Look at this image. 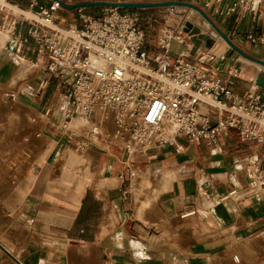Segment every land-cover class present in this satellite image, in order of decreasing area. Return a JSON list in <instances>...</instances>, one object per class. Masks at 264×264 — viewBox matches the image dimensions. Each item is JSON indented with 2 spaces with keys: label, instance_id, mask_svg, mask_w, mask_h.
<instances>
[{
  "label": "crops",
  "instance_id": "crops-1",
  "mask_svg": "<svg viewBox=\"0 0 264 264\" xmlns=\"http://www.w3.org/2000/svg\"><path fill=\"white\" fill-rule=\"evenodd\" d=\"M8 1L24 10L29 8V0ZM38 1L44 5L50 2ZM71 1L73 5L106 0ZM63 9L60 11L70 13ZM87 11L88 7H84V14L93 17ZM58 12L57 17L65 19ZM261 25L264 19L255 24L248 18L239 28V35ZM19 27L25 33L26 26ZM208 29L205 27L204 31ZM5 39V35L0 38V88L4 84L14 88L26 81L24 86L36 98L31 99L32 109L37 114L44 112L40 117H46L53 107L52 99L44 97L48 83L42 89L40 83L51 76L45 74V65L32 64L36 50L31 40L7 48ZM251 49L254 57L264 58V47L255 45ZM19 61L26 66L24 72ZM238 61L239 68L244 65L243 70L230 89L242 95L253 87V81L263 75L264 69L243 59ZM65 104L63 96L52 109L57 125L43 119L34 129L29 175L20 179L19 172L11 171L18 169L16 158L0 170V185L10 187L8 198L16 211L0 218L3 245L14 258H0V264H246L243 259H232L231 252L244 249L237 241L264 232V203L258 200L263 194L238 192L237 177L230 174L240 169L232 165L234 160L230 164L220 157L227 151H215L205 142L188 145L180 138L173 146H155L129 157L118 146L93 147L89 157L98 162L95 174L88 167L80 169L84 160L65 150L69 145L74 147L78 140H69L59 132ZM106 128L112 130L110 120ZM222 139L221 146L225 142L230 146L231 140ZM241 145L244 151L245 144ZM241 151H233L229 157L234 159L233 154ZM61 153L62 163L57 168L55 157ZM248 155L258 157L256 151L236 160L244 166ZM260 157L262 161L264 155ZM126 163L131 164L130 170H126ZM131 173L133 178L129 177ZM121 174L125 175L124 181L119 179ZM227 183L235 192L233 197L254 195L257 199L223 196ZM190 211L194 213L182 217ZM198 212L208 215L206 221L199 219ZM25 219H32L33 223L26 224ZM202 235L207 239L203 240ZM257 248L253 246L252 250L258 251Z\"/></svg>",
  "mask_w": 264,
  "mask_h": 264
},
{
  "label": "built area",
  "instance_id": "built-area-1",
  "mask_svg": "<svg viewBox=\"0 0 264 264\" xmlns=\"http://www.w3.org/2000/svg\"><path fill=\"white\" fill-rule=\"evenodd\" d=\"M162 1L197 6L221 19L228 36L239 37L248 18L255 24L264 19V0ZM63 5L72 1L50 0L44 5L29 0L24 10L0 0V32L7 35L9 46L31 40L36 50L32 64L45 65V73L64 88L61 129L69 140L78 139L75 151L114 145L129 157L155 146H173L179 138L188 145L205 142L220 151L219 140L231 131L241 143L264 147V89L253 84L256 88L242 95L230 89L240 75L238 56L228 49L222 54L209 51L206 40L196 46L197 39L183 34V26L178 30L165 26L157 38L160 52L150 57L137 13L105 7L100 17L93 18L78 8L79 22L67 23L57 17ZM167 7L171 15L175 6ZM242 35L245 42L264 47V25ZM47 83L44 78L41 89ZM6 96L15 98L12 93ZM74 120L82 126L73 127ZM109 120L111 131L106 129ZM125 165L131 169V164ZM244 168L264 189L260 159L248 155ZM119 179L124 181L125 175Z\"/></svg>",
  "mask_w": 264,
  "mask_h": 264
},
{
  "label": "rangeland",
  "instance_id": "rangeland-1",
  "mask_svg": "<svg viewBox=\"0 0 264 264\" xmlns=\"http://www.w3.org/2000/svg\"><path fill=\"white\" fill-rule=\"evenodd\" d=\"M123 1L125 2L127 1L130 3L165 2L162 0H119L118 2H123ZM110 2H116V0H110ZM102 8H105V7H102ZM108 8H116V7H108ZM117 9L119 12H134L139 15L141 19L142 28L146 32L145 46L147 48V51L150 57L160 52V50L157 47V38H158L159 31L163 29L165 26H169L173 30H178L180 29V26H183L182 33L189 37H191V35H193V33L196 32V36L193 37V40L197 39L195 40L196 46L201 45L202 41L206 40L207 42L208 40L207 45L209 46V49H211L217 43L216 40L204 34L201 29L196 28L195 26L193 27L194 23L200 22V21L198 17L196 16V14L187 7L175 6V8H173L172 10L171 15L169 14V8L167 6L166 7L142 8V9H124V8L123 9L117 8ZM99 10H100V7H88V11L86 13H88L89 15L93 17H97V16L100 17L102 15V12ZM75 11L76 9L70 10V13L59 11L58 15L67 19L68 21V22L66 21L67 23L69 22L78 23L79 22L78 19L75 18ZM203 12L209 17V19L214 23V25L232 42V44H234V46L239 48L244 54L251 56L255 59L264 61V58L263 59L256 58L251 53L252 51L251 48L255 45L245 42L244 38L241 35L239 36V38H237L236 36H231V35L228 36L227 30L224 27L225 23L223 24L221 19L214 17L213 15H211L210 13H207L206 11H203ZM188 24L190 25V28L187 27ZM197 26L200 27L198 23H197ZM2 35H5L6 37V34L3 33ZM219 39L220 41H218L219 43L216 44L217 46L223 40L221 37ZM9 45L10 44H7V48H9ZM217 46L214 48V51L216 53L221 51V48ZM228 51H229V54H235L238 57L240 56L230 47L228 48ZM244 62H247V61L245 60ZM19 63L21 67L20 69L22 70V72H24V67H26L25 64L22 63L21 61H19ZM243 66L244 65L242 64L239 69L240 73L243 70ZM250 66H251L250 68H252L251 64ZM45 74L47 75V73ZM28 77L29 76H27L25 79H27ZM48 81H49L48 89L44 97L48 96L50 99H52L51 105L53 107H50L51 111L49 112V115H47L46 117H42V118L40 117V115L44 114V112H41V114H37V112L34 109H32L30 105L32 104L31 99H36V98L31 96L29 94L30 92L24 86L26 81L25 82L23 81L24 83L19 82L17 86H15L14 88H8L6 84H4L0 88V157L4 158L3 160H0V170H2L4 167L9 166L10 165L9 163H11L14 158H16V161H18V164L16 165L18 169H15L14 171V168H12L11 171L15 172L16 174L17 172H19L20 179L24 178L25 175L26 176L29 175L28 168L31 166L32 159H33V151H34L31 145L32 137H33L32 135H33V132L35 131L34 129L39 128L37 126L40 124L39 122L41 121L43 122V119L50 120V121L52 120V122H54L52 119V114H53L52 109L55 107L54 105L58 104L59 99L65 96L64 88L59 84L55 76H51L50 78L48 77ZM50 81H52L53 84H50ZM253 84H255V81L253 82ZM248 85L249 87L251 86V84H248ZM57 86L59 87V89H56ZM262 92L264 93V91ZM10 93L15 95V98H13V100L9 98L8 96H6V94H10ZM14 115H15V118H13ZM54 124L56 123L54 122ZM59 132L63 133L61 126H59ZM225 138L228 141L231 140L230 146H228L226 142L224 141ZM72 139H76V138H72ZM224 139H222V142H225L223 146H221L220 141L218 143L220 145L222 153L227 151V154H220V157L229 160L230 164H232L234 160L235 163L232 165H234V167L237 166L238 169H240L239 171H236L235 173L230 174L231 176L237 177L238 183L240 184L239 186L240 189L238 192L248 190L247 191L248 193H255L258 195L263 194V196L258 198V200L264 203V189L262 187L259 188L258 186H256L254 188L255 191L253 190L252 192L251 187H249V185L247 184V179L244 178L247 171L245 170L243 164H240L241 162L239 160H236L237 157L243 158L245 154L249 152L256 153L257 151V156L261 161L260 156L264 155V147L256 145L253 142L241 143V144H245L244 145L245 150L241 151L243 150L242 149L243 145H241L240 143L238 144V142L240 141L235 131L233 132L231 131L227 137H224ZM203 143L204 142H200L199 145ZM229 147H232V149H229ZM249 147L250 149H248ZM236 148H240V149H236ZM65 150L66 152L68 151H70L71 153L73 152L75 156H77L78 158L80 157L81 160H84V163L82 164V166H80V169L84 167H88L89 170L93 171V173L95 172L96 174L98 162L95 160H92L89 157V151L93 150V147H91L88 150L75 152V146L73 147L69 145V147L66 148ZM233 151L235 152L241 151V152L238 154H233V156H235V158L233 159L232 157H229V154ZM61 155L62 153L58 154L55 157L56 162L54 163L57 168H59V165L62 163ZM87 159H90L91 162H89ZM261 164L264 166V157H263V160L261 161ZM240 167H242L243 169H241ZM134 175H135L134 178L137 179L138 181L139 176L135 171H134ZM0 182H3V181L0 180ZM229 185L230 184L228 183L227 185H225L226 189H224L222 193L223 196H229L228 194L233 189ZM9 193H10V187L8 188V186H4L3 184H1L0 185V218H3V219L7 215H10L12 211L13 212L15 211V209L12 210V207H11V204L8 198ZM245 197L254 198V195H251V196L247 195V196H242V197L230 196L229 198L239 200ZM21 198H22V193H21L20 199ZM254 199H257V198H254ZM198 214H199L198 216L200 220H203V218L208 216L201 212H198ZM205 221H206V218H205ZM193 223L195 224V221H192V224ZM1 231L2 230H0V258H2L3 260L14 259L12 257V252L9 251L7 248H5V246L3 245L4 244L3 236H2L3 232L1 233ZM260 233L261 234H258V237L254 236L252 238H246L244 240L237 241L239 243L238 244L239 246H243L244 249L246 248L247 249L246 250L242 249L243 250L242 251L237 248V250L232 251L231 252L232 259L234 260L243 259L246 264H252V263L253 264H264V232L262 231ZM201 238L203 240L207 239L206 236L204 235H202ZM253 246H257L258 251L252 250Z\"/></svg>",
  "mask_w": 264,
  "mask_h": 264
},
{
  "label": "water",
  "instance_id": "water-1",
  "mask_svg": "<svg viewBox=\"0 0 264 264\" xmlns=\"http://www.w3.org/2000/svg\"><path fill=\"white\" fill-rule=\"evenodd\" d=\"M166 6H182L187 7L191 10L196 11L200 16H202L219 34V36L227 43V45L234 50L238 55L252 61L255 63H258L262 67H264V61L255 59L251 56H248L244 54L239 48L234 46L232 42L214 25V23L209 19V17L197 6H194L189 3L185 2H155V3H130V2H107V1H101V2H83V3H77L73 5H63V8L66 10H73L78 8H84V7H116V8H124V9H142V8H153V7H166ZM187 27L190 28V25L188 24ZM193 34H196L193 33ZM208 42V40H207ZM206 42V48H209ZM255 84L259 86L260 88L264 89V78L261 74H259L256 77Z\"/></svg>",
  "mask_w": 264,
  "mask_h": 264
},
{
  "label": "bare ground",
  "instance_id": "bare-ground-1",
  "mask_svg": "<svg viewBox=\"0 0 264 264\" xmlns=\"http://www.w3.org/2000/svg\"><path fill=\"white\" fill-rule=\"evenodd\" d=\"M7 8H9L8 6H7ZM192 12H194L195 14H196V16L198 17V19H199V21L200 22H196V23H194L193 24V27L195 26L196 28H199V29H201L202 31H203V33L204 34H206L207 36H209L210 38H212V39H214V40H216L217 41V43L216 44H218L219 42L218 41H220V37H219V34L216 32V30L202 17V16H200L196 11H194V10H191ZM197 23H198V25L200 26V27H198L197 26ZM205 23L208 25V26H206L205 25ZM205 27H207V28H209L208 30H205L204 31V28ZM212 33H211V32ZM2 34L3 33H1L0 32V38H1V36H2ZM192 36H196V35H192ZM5 40H7V35H6V39ZM5 43H7L6 41H5ZM215 44V46L213 47V48H211V49H209V51H212V52H215L214 51V48L217 46ZM217 47H220L221 48V51L220 52H217L218 54H222V53H224L228 48H229V46L227 45V43L224 41V40H222V42H220V44L217 46ZM238 59H243V60H246V61H248V62H251V63H253V64H255V65H258V66H260V67H262L261 65H259L258 63H255V62H252V61H250V60H248V59H246V58H244V57H242V56H239L238 57ZM34 67H35V65H34ZM263 69H264V67H262ZM19 77H21L20 75H19ZM256 79V78H255ZM255 81V80H254ZM253 81V82H254ZM255 86H257V85H255ZM255 86H253V89L252 90H254L256 87ZM98 115L100 116L101 114L98 112ZM89 123H84L83 125H88ZM71 125L73 126V127H76V128H78V127H81L82 126V123L81 122H79V121H76V120H74V121H72V123H71ZM246 179H247V184L249 185V187H251V190H254V188L256 187V186H258L259 188H261L260 187V185H259V183L257 182V180L254 178V176L253 175H251L250 173H248L247 174V172H246V175L244 176ZM257 190V189H256ZM255 191V190H254ZM229 196H234L235 195V192L234 191H232V192H230L229 194H228ZM237 196V195H236Z\"/></svg>",
  "mask_w": 264,
  "mask_h": 264
}]
</instances>
